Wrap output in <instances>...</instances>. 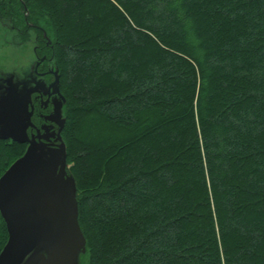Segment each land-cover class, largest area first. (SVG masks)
<instances>
[{"label": "trees", "instance_id": "16d2710c", "mask_svg": "<svg viewBox=\"0 0 264 264\" xmlns=\"http://www.w3.org/2000/svg\"><path fill=\"white\" fill-rule=\"evenodd\" d=\"M0 30L58 71L81 264H264V0H0Z\"/></svg>", "mask_w": 264, "mask_h": 264}, {"label": "water", "instance_id": "95a60500", "mask_svg": "<svg viewBox=\"0 0 264 264\" xmlns=\"http://www.w3.org/2000/svg\"><path fill=\"white\" fill-rule=\"evenodd\" d=\"M56 73H52L54 81L49 85L42 82L29 86L31 80H21L18 83L23 86H19L5 81L7 86L0 93V140L27 144L24 154L0 176V216L7 231L0 264H79L85 252L76 184L67 171L66 149L60 136L65 100L59 93ZM35 92L48 97L56 93L58 101L53 100L46 119L56 123L58 129L29 138L32 110L28 107Z\"/></svg>", "mask_w": 264, "mask_h": 264}, {"label": "rangeland", "instance_id": "374dc122", "mask_svg": "<svg viewBox=\"0 0 264 264\" xmlns=\"http://www.w3.org/2000/svg\"><path fill=\"white\" fill-rule=\"evenodd\" d=\"M29 33H30L29 43L25 44L24 46H17L19 39L15 35L14 32H12L10 30H5V31L0 30V93L3 92L7 86L5 81H10L12 84H16V83L20 82L21 80L26 81L28 83H29V80H31V82L29 83V86H35L36 83L44 82L46 84V82L43 78L38 77V75H39L38 73H40L41 71L44 72L45 70H49V71H51V73H53L55 71L58 72L54 63L52 62V60L50 58H47L45 55H43V56L40 55V52L37 51V49L39 47H38V44L35 42V39H34L35 35H34L33 31H30ZM35 54L38 56V58L35 57ZM37 61H38V63L42 62L41 63L42 65L40 66V69L36 71L35 70V63ZM56 74L58 76V73H56ZM41 75H43V74H41ZM48 77H47V80L50 79V77L49 78ZM53 81H54V77H53L51 83ZM49 84H46V85H49ZM19 86H23V85L19 84ZM58 89H59V87H58ZM41 94L45 95L44 92H41ZM32 95H31V98H32ZM53 95H55V96L51 101L52 102V104H51L52 108L54 106L53 100L58 101V97H57L56 93H54ZM63 106H64V104L62 105V108H63ZM28 109L30 110L29 107H28ZM51 111H52V109H51ZM61 113H62V109H61ZM61 119H64L63 113H62ZM64 123H65V119H64ZM49 125L57 127L56 123H53V122H50ZM60 136H61V133H60ZM2 141L13 142L11 139L2 140ZM23 145H25V149H24V152H25L27 144H23ZM65 149H66V147H65ZM69 168H70V164H67V171ZM68 173H69V171H68ZM2 248H1V250H2ZM1 250H0V252H1ZM84 253L81 254L79 257V264H81V257H82V255H84Z\"/></svg>", "mask_w": 264, "mask_h": 264}, {"label": "flooded vegetation", "instance_id": "af4514ba", "mask_svg": "<svg viewBox=\"0 0 264 264\" xmlns=\"http://www.w3.org/2000/svg\"><path fill=\"white\" fill-rule=\"evenodd\" d=\"M35 52V51H34ZM35 57L38 58V56L35 54ZM42 63V62H41ZM41 63H38V61L35 63V70H39ZM39 78H43L46 82V84L51 83L53 79V74L49 70H45L44 72L41 71L38 73ZM43 74V75H41ZM50 77L49 80H47V77ZM48 77V78H49ZM55 95L47 96L43 95L41 93H34L31 98V106H29L30 111L32 110L31 115V123L32 127H29L27 129V135L29 138H31L33 135H42L43 133L47 131L49 132H56L58 127L49 125L50 122L46 119V117L51 113L52 109V99ZM47 127V128H46ZM46 128V129H45ZM37 131H39L37 133ZM53 142V140L51 141Z\"/></svg>", "mask_w": 264, "mask_h": 264}]
</instances>
